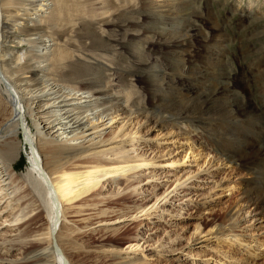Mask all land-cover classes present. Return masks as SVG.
<instances>
[{"label": "rangeland", "instance_id": "rangeland-1", "mask_svg": "<svg viewBox=\"0 0 264 264\" xmlns=\"http://www.w3.org/2000/svg\"><path fill=\"white\" fill-rule=\"evenodd\" d=\"M32 1L35 0H13L11 6H5L6 13L4 15L10 19L7 31L12 34V38L8 39L11 41L8 43L10 45L8 48L14 50L13 53L16 54V57L27 53L29 60V63H22L20 67L15 65L16 59L10 63L6 62L4 66L6 75L18 81L19 85L25 83L27 77L36 80V77L44 76V81L65 88L72 86L74 76L85 75L87 76L85 86L89 85L90 90L99 91L98 89L102 88L103 84L106 85L102 82L104 77L111 73L103 72L97 65L80 67L64 63L59 66L57 63H46L41 59H36V48L42 41L49 38L54 39L55 27L43 26L44 21L46 25L52 21L50 18L45 19L40 16L39 20H42L40 28L26 29L25 20L28 15L26 3ZM214 1V9L217 13L220 12L222 23L224 24L226 20L228 22L224 26L232 42L225 43L230 45L231 52L226 61L227 72L229 75H237L236 77L246 75L248 83L245 87L248 85V89L252 92L254 109L246 108L248 111L244 116L246 118L243 117L244 119L240 120V123L234 125L235 120L230 107H234L232 103L235 102V94L217 89L218 93L216 94L218 95L214 94L215 85L211 81L217 75H223L214 61V57L217 58L215 55L218 51V42L226 40L225 36L220 40L216 38L215 42L211 41L207 45H199L200 47L189 46L183 38L173 35L179 25L178 22L181 24V20L186 19V13L173 15L174 17L167 16L165 20L158 19L150 11L143 12L144 15L141 13L140 21L142 22L140 23L142 24L139 23L138 27L131 28L132 31L128 32V28H125L124 33H119L124 42V45L121 46H124L123 56L109 54L106 57L108 68H122L120 66H123L122 69L125 72L119 75H126L127 79L132 81L133 87H128L116 79L111 83L114 90L106 94L104 99L108 101L111 93L117 94L122 102L125 101L128 104L130 111H137L136 109L144 106L147 111L149 110V115L164 116L166 123L158 125H154L152 122L145 123L142 121L143 118L137 117V115L126 119L128 114L120 112L118 116L114 117V121L106 127H100L103 121L96 123L99 126L96 132H101V135L95 136L94 141L91 140L94 137L92 136L94 131L87 133L88 138L82 143V146L87 150L90 148L91 152L82 159L65 160L61 164L66 163V166H70L75 163L86 168L93 160L110 163L120 161L121 158L143 160L148 163L155 162V164L142 166L129 174H118L108 179L105 178L88 195L64 205L59 243L71 264H124L135 256L142 258L139 264H264V213L261 209L256 211L248 205L247 191L244 190L247 182L254 183V178L242 171L239 166L228 164L223 160L225 158H222L221 154V152L226 153L227 151V154L231 152L229 155L234 156L235 151L239 148L243 149L246 156L251 157L253 153L261 151L263 154L262 172L264 173V30L258 28V23L252 16H247L246 20L240 21L241 8L238 12L233 13L232 11V9L238 8L241 3L242 5H252L251 8H260L264 15V0H220L218 3ZM204 2L205 0L202 1V6ZM39 9L40 7H38ZM186 9L188 6L184 10ZM30 13L34 14L30 17L33 20L41 14L44 15V12L38 14L33 10ZM202 14L206 16L205 19L208 18L206 10ZM189 15L192 16L194 23V27H191L193 35L195 34L196 38H201V32L204 31V28L206 30L207 26L200 21L199 15L192 12ZM123 23L122 20L118 25H125ZM162 24H167L170 31L165 32ZM31 25H36V23L32 22ZM201 27L203 28L200 29ZM155 28L158 30L160 28V34ZM147 29L151 31L154 29L152 32L156 34L148 33L150 30ZM134 34H139V39L136 41L129 37ZM154 35L162 42L160 45L163 46L156 48L149 46L150 38ZM166 36H168V40L165 39ZM179 39L181 43L177 42ZM21 40H24L23 43L17 47L12 43ZM138 41L146 44L145 51L140 52L135 49V44ZM208 46L210 47L208 48ZM55 49L56 46H53L52 51L55 52ZM181 49L185 52L184 55L180 51ZM207 49L208 51H206ZM161 54L162 56H160ZM151 56H153L152 60ZM183 58L187 59L188 63L184 67L186 69L181 72L179 66ZM49 64V70L44 73L40 72L35 77L26 74L28 72L26 65L45 67ZM186 66L190 68L188 69ZM10 67L17 69L12 72ZM132 69L135 71H131ZM187 78L190 80L188 81ZM28 82H32L30 85L39 83ZM234 85L238 91L243 88L240 81H234ZM75 86L85 88V86ZM36 87L39 86L33 88ZM151 96L153 97L151 98ZM211 103L212 105H210ZM0 104L3 106V111L0 112V122H2L9 114L10 108L3 97H0ZM207 108L208 110H206ZM153 110L154 112H152ZM180 114L184 116H179ZM171 120L184 124L181 126L183 129L173 127L169 123ZM140 122H142L140 129L142 137L134 138L137 140L133 142H126V148L123 150L114 151L116 144L108 145L115 136L135 131L134 129L138 128ZM27 123L36 132L32 118L27 117ZM124 139L126 140V138ZM98 140L108 146H96V149L95 144ZM14 142L18 147L14 161L11 163L14 176L10 178L7 175L10 178L7 183H10L12 188L9 193L14 188H21V190L8 197H4L6 191L0 194V264L23 263L25 256L38 244L36 240L45 231L48 224V210L43 206L24 220V223L28 224L26 233L21 234L18 227L12 223L15 215L29 205L32 198L26 190L31 188L28 185L27 176L30 167L29 159L33 152L31 153L26 145L29 141L24 130ZM28 145L31 148L29 143ZM189 146L194 147L192 151L195 152V158L184 160L185 151ZM38 147L42 153V146L39 144ZM227 147L230 151L227 150ZM23 158L26 161L25 164H23ZM178 159H181L182 162L177 165L172 163ZM258 182L253 187L259 188L260 194H263L264 176L263 180ZM35 195L38 197L37 194ZM9 200L11 202L8 205ZM231 216L233 218L229 220ZM221 223L226 225L225 233L222 238L216 239L214 234L216 230L212 233L209 231ZM226 235L229 236L225 239ZM130 246H135L134 250L129 249ZM113 247L117 248V254L113 255L111 252L110 249Z\"/></svg>", "mask_w": 264, "mask_h": 264}, {"label": "bare ground", "instance_id": "bare-ground-1", "mask_svg": "<svg viewBox=\"0 0 264 264\" xmlns=\"http://www.w3.org/2000/svg\"><path fill=\"white\" fill-rule=\"evenodd\" d=\"M49 1L50 0H35L26 3V13L28 14L26 15V20H25L26 29H30L31 27H33L31 30H34L37 29V27L42 26L40 25L42 23V20H39L40 16L45 19L50 18L52 21L48 25H46L44 21L43 26L55 27L54 39L51 40L49 38L47 40H44L42 41L40 46L36 48L35 50L36 59L38 60L41 59L46 63H52V62L57 63L59 64V66L64 63H70L72 65H78L80 67H91L97 65L98 68H100L103 72L108 71L111 74L106 75L104 77L102 82L106 83V85L103 84L102 88L98 89L99 91L90 90L91 88L89 87V85L85 86L86 83L85 79L87 77L85 75H79L80 77L78 75L74 76V80L72 81V86H70L69 88L61 87L54 83H50L49 81H44L43 80V78H45L44 76L36 77L37 78L36 80L34 79L31 80L29 79V77H27L26 79L27 81H33L35 83L39 82L38 85L36 84L30 85L32 84V82L27 83L26 80H24L26 81L25 83H20L19 85L18 81L6 75V73L4 72V66L6 62L10 63L12 61H15V59L17 60V62L15 63L16 67H20L22 63L27 64V62L29 61L28 54L22 53L16 57V54L13 53L14 50H10L8 48V46H10L8 45V43L11 42L8 41V39L12 38V34L10 33V31H7L10 19L4 14L6 13L5 6H11L13 4V0H0V97H3V99L6 101V104L10 108V112L7 115V117L2 122H0V145H2L0 149V153H1L0 194L6 191L4 197H8L21 190V188H14L13 191L9 193V191L12 190V188L10 183L7 182L11 177L14 176L12 174L13 169L11 163L14 161V155L17 153V149H18L14 141L18 139L21 131L24 130L25 135L27 134V138L29 141L28 143L31 145L33 152L29 159L30 167L28 169V176H27L28 185L31 188H28L26 190V192L29 194L30 197L32 196V198L30 200L31 203L27 205L25 208L21 209L20 212L15 215V219L12 223L15 224L16 227H18V231H20L21 234H24L26 233L25 230L28 226L27 223H24V220L28 218L30 215H33L42 206L48 210V224L47 227L45 228V231L40 236H38L36 240L38 244L35 245V247L29 252L27 256H25V258L23 259L24 261L23 263L15 262V264H71L67 257L66 252L62 249L61 244L59 243L60 240L59 231L61 229L62 219L64 217V205L70 204L75 200L88 195L89 193L94 191L103 182L105 178L108 179L118 174H129L130 172L142 166L155 164V162L148 163L147 161H143V160L137 161V160H130L127 158H121L120 161L110 162V163L102 160H93L89 162V165L86 168H82L80 164H75V163L70 166H66L65 165L66 163L64 165L61 164L65 160L69 161V160L82 159L83 157H85L86 154L91 152L92 150H90V148L89 150H87L82 146V143H84L88 138L87 133L92 130L94 131V134L92 135L94 137H92L91 139L92 141H94L96 139L95 136L101 133V132H96L99 129V126H97L96 123L103 121V124L100 127H106L114 121V117L118 116L119 115L118 113L120 112L123 113L125 112L128 114L126 116V119L128 118L131 119L133 116L137 115V117L143 118L142 121H144L145 123L152 122L154 123V125L166 123L165 121L166 118L164 116L162 115L151 116L148 114L149 110L147 111V108H145L144 106L140 107L139 109H136L137 111H130V109L128 108L129 107L128 104L125 103V101L122 102V99L119 98L117 94L111 93V95H109L108 97V101H105L104 99V96L106 94H109L111 91L114 90L111 83H113V81L116 79H118L120 83H124L128 87L131 88L133 87L132 81L128 80L126 75H119L125 72V70L122 69L123 66H120L122 68L118 67L119 69L108 68V65L106 64L107 62L106 57L109 56V54H115V55L120 54V56H123L122 51L124 46L123 47L121 46L124 45V42L121 40L119 33L120 32L124 33L125 28H128V32H129L132 31L131 28L138 27L139 23L142 22L140 21L141 13L145 11H147L148 13V11H150L155 16H157L158 19L161 18L162 20H165L167 16L180 15L186 13L187 16L186 19L181 20L183 24L182 23L180 24L178 22L179 25L177 27L175 26L176 29L174 30L175 33L173 35L175 36L178 35L180 38H183L184 41L189 46L207 45L209 42L214 41L216 38L220 40V38L223 39V37L225 36L226 40L218 42L219 43L218 51L215 55L217 56V58L213 56L215 59L213 60L217 63L219 69L223 74V75H217L216 78L211 81L212 84L215 85V90H213L215 91L214 94L218 93L217 90H223V92L225 93L235 94V102L232 103L234 104V107L229 106L232 116L235 120V122H233L234 125L240 123L241 122L240 120L246 118L244 117L245 113L248 112L246 108L254 109L255 106L252 101V92L248 89V85L247 87H245L246 83H248L247 80L248 78L246 77V75L242 77L239 76L236 77L237 75L236 76L229 75V73L227 72L228 67L226 61L228 60V55L231 53L230 45L228 44L232 42L230 41L229 35L225 31L224 24L227 25L228 22L226 20L224 24L222 23L223 21V20L221 21L222 16H220V12L217 13L216 10L214 9L213 0H205L204 2L205 8H203L204 5L202 6L203 0H53V1L51 0V3H49ZM215 1L217 3L220 2V0H215ZM187 6L188 9L184 10ZM251 6H248L246 4L242 5L240 3L239 7L232 9V11L233 13L238 12L239 8H241L242 11L241 10L240 11L242 12L241 13L242 17L240 21L244 20L245 17L247 16H252V18H254L257 21L258 28L264 30V15H262V10L260 8H255V7L251 8ZM38 7H40L39 10ZM31 10L36 11V13L38 14L44 12V15L42 16L41 14L36 18H34L33 20L32 18H30L32 15H34L30 13ZM204 10H206L208 13L207 19H205L204 17L206 16L202 14ZM190 12L199 15V17L201 18L200 21L207 26L206 27L207 31L205 30V28L204 31L202 30H201L202 32L200 31L202 33L201 38L200 37L196 38L195 34L193 35L192 33L193 30H191V27H194V23L192 21V16L189 15ZM142 15H144V13ZM122 20L124 21L125 25H121V26L118 25L119 22H121ZM151 20L153 21V19ZM32 22H35L36 25H31ZM202 28L203 27H201L200 29ZM153 30L154 29H152V31ZM163 30L165 32L169 30L167 24L163 25ZM152 31L150 30L148 33H154ZM162 32L161 34L163 35ZM138 36L139 34L129 35V37L133 38L135 41L136 39H139ZM121 37L123 38L122 35ZM167 37L168 36H166L165 39H167ZM156 38L157 37L155 35L150 38L149 41L150 47L156 48L163 46L160 45L162 42L159 41L158 38L157 39ZM23 41L24 40H21L17 43L15 42L12 43H14L15 46L17 47L18 45H21ZM179 41L181 43L180 39L177 40V42ZM225 43L228 44L226 45ZM53 46H56L55 52L52 51ZM209 47L210 46H208V48ZM135 49H137L140 52H143L146 49V44L140 43L138 41L135 44ZM180 51L183 52L182 49ZM187 51L189 50L187 49ZM206 51H208V49ZM184 53L185 52H183V55ZM147 56H149L148 53ZM160 56H162V54ZM152 57L153 56H151V60ZM156 60L158 61L159 59ZM187 63H188L187 59L184 58L181 59V64L179 66L181 72H183L184 69H186L184 67ZM49 66L50 64L46 65L45 67H40L37 65H31V66L26 65V69L28 71L26 74H30L35 77L38 75V73L39 74L40 72L44 73L45 71L49 70ZM16 67L15 69H17ZM127 68L130 70L129 67ZM10 69L12 70V72H14L15 70L13 67H10ZM212 70L214 71V69ZM131 71H135V69H132ZM148 73H149V69H148ZM198 74L200 75L199 72ZM187 80L189 81L190 79L187 78ZM234 81H240L242 83L243 88L240 91L236 89L234 85ZM75 85H80L81 87L85 86V88L82 89ZM34 86H39V87L33 88ZM152 97L153 96H151V98ZM206 99L208 100V98ZM162 101L163 100H161V102ZM176 101L178 103V100ZM210 105H212V103ZM17 106L19 107L20 110L19 112L16 109ZM206 110H208V108ZM1 111H3V106L0 104V112ZM152 112H154V110ZM179 116H184V115L180 114ZM27 117L32 118V120L34 121L36 126V132H34L32 128L28 125ZM153 117L154 119H152ZM22 121L26 123V129H24V126L22 127L21 124ZM169 123H171L175 128L180 127L181 129H183L181 126H183L184 124L182 125L180 122L171 120L169 121ZM137 127H138L137 129L136 128L134 129L135 131L132 130L126 133L125 135L115 136L114 139L111 140L108 145L116 144L114 151L125 149L126 142L128 141L133 142L137 140L134 138L142 137L140 131V129L142 128V122H140V124H138ZM124 138H126V140ZM119 139L120 141H118ZM79 141L81 142L78 143ZM39 144L42 146V153L39 150L38 147ZM102 145L106 146L107 144H105L101 140H98L96 141L95 147L96 146L100 147ZM193 149H194L193 146H189V148L186 149L184 160H186L187 158L188 159L189 158L192 159L193 157L195 158L194 156L195 152L192 151ZM102 153L104 154L105 152ZM230 153L227 154V151L226 153H224V151L221 152L222 158H225L223 160H225L228 164L239 166V168H241L242 171H245V173L253 176L254 178L253 179L254 183L250 181L247 182L244 186V190L247 191L246 199L248 201V205L256 211L261 209L264 213V193L260 194L258 190L259 188L253 187L255 184L259 183L258 181L263 180V176H264V173L262 172L263 154L261 153V151H257L256 153H253V155L250 154L251 155L250 157V156H246L245 155L246 153H244L243 149H239V148L237 149V151H235L234 156L232 155L230 156L229 155ZM181 162H182L181 159H178L177 161H174L172 163L177 165ZM7 175H9L10 178L7 177ZM227 189H230V187H227ZM34 193L37 194L38 197H36ZM38 198H40L41 200H39ZM10 202L11 200H9L8 205L10 204ZM232 218L233 216H231L229 220H231ZM225 228L226 225L221 223V225L215 226L209 232L212 233L216 230L214 234H215V238L218 239L224 236ZM228 236L229 235H226L225 239ZM70 244L72 246L73 243L71 242ZM134 248L135 246L129 247V249L131 250H134ZM110 250L113 253V255L117 254L116 247H113ZM141 260L142 258L140 256L139 257L135 256L133 259H129L124 264H139Z\"/></svg>", "mask_w": 264, "mask_h": 264}, {"label": "water", "instance_id": "water-1", "mask_svg": "<svg viewBox=\"0 0 264 264\" xmlns=\"http://www.w3.org/2000/svg\"><path fill=\"white\" fill-rule=\"evenodd\" d=\"M16 109L18 110V112L20 111L18 106L16 107ZM21 124H22V127L24 126V129H26V123L22 121ZM22 131H23V130H22ZM24 140H25V138H24ZM25 142H26V141H25ZM26 145L28 146V148L30 149V152L32 153V150H31L30 146L28 145V143H26Z\"/></svg>", "mask_w": 264, "mask_h": 264}, {"label": "trees", "instance_id": "trees-1", "mask_svg": "<svg viewBox=\"0 0 264 264\" xmlns=\"http://www.w3.org/2000/svg\"><path fill=\"white\" fill-rule=\"evenodd\" d=\"M22 161H23V164H25V162H26V161H25V159H24V158L22 159Z\"/></svg>", "mask_w": 264, "mask_h": 264}]
</instances>
